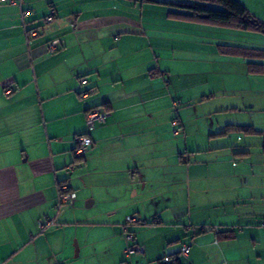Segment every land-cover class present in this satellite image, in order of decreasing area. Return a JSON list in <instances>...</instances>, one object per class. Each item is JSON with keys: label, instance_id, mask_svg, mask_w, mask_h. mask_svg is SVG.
<instances>
[{"label": "crops", "instance_id": "1", "mask_svg": "<svg viewBox=\"0 0 264 264\" xmlns=\"http://www.w3.org/2000/svg\"><path fill=\"white\" fill-rule=\"evenodd\" d=\"M181 1L0 0V264H110L126 253L124 230L143 248L130 264H158L182 243L190 244L182 264H264V71L249 73L246 59L217 47L236 43L198 45L232 32L173 17ZM239 1L264 21V0ZM29 29L37 35L27 38ZM252 35L246 47L261 48L264 35ZM193 36L194 47L172 43ZM174 50L200 61L201 76L204 65L226 72L227 94L243 78L245 107L259 105L261 116L223 119L210 133L173 118L172 106L204 98L206 83L172 85ZM238 105L226 100L216 112ZM95 107L106 117L89 129L85 115ZM229 124L252 125L262 134L245 137L260 140L237 147L234 131L213 135ZM84 133L92 143L78 158L74 138ZM61 184L76 193L74 207L104 203L105 255L93 249L97 240L72 232V212H57ZM48 218L55 225L39 231Z\"/></svg>", "mask_w": 264, "mask_h": 264}, {"label": "rangeland", "instance_id": "2", "mask_svg": "<svg viewBox=\"0 0 264 264\" xmlns=\"http://www.w3.org/2000/svg\"><path fill=\"white\" fill-rule=\"evenodd\" d=\"M213 26V25H210ZM211 29L215 28L216 30H227V32H232L228 33L229 39L231 40H205L204 42H197L198 45L204 46L205 49H208L211 47L209 44H215L220 41V43H236L237 45H242V46H252L254 45L253 42H249L251 40L250 35L255 34L253 32H247V31H241V30H234V29H224V28H218V26H213L210 27ZM250 36V37H249ZM253 36V35H252ZM206 38V37H205ZM264 38V37H262ZM195 37H188L187 40L185 41H177V42H172L173 45H187L193 47L196 45V42L193 41ZM203 39V38H202ZM201 39V40H202ZM264 39L262 41H259L257 43L261 48H264ZM213 44V45H214ZM177 49V48H175ZM175 53V58H173L170 62L172 65V72L170 73V81L172 82V85L174 86H180V85H187L188 89H190V85L195 84V81H199L201 77L204 76V79L206 83L204 86L198 88V91H201L205 96L204 98L200 99H195L193 98L192 100H187L186 102L184 101H178L175 103L174 106H172V109L170 112L173 115V118H177L179 115L180 117L186 118L185 120L186 125L188 127H193L194 129H203V130H208L209 133L211 131H214L216 123H220L224 121L223 119H226L230 121V119H237V121H241L242 123H246L247 121L252 120V118H259L262 113V111L259 110V105L256 107H245V100L248 99L246 95H250L248 92L244 91V88L240 89L242 84L244 83L243 78L240 79V85L237 86V89L234 90V92H230L227 94V92L223 91V85L227 82L230 81L228 80V74L226 72L217 71L214 72H208L209 70H212V66H205V70H207V73L205 72L204 75L201 76L200 73H196L195 69L198 67L200 68V61L198 63L195 61V57H190L188 55H191V53H188L187 57L183 56V58H180V53L179 50H174ZM206 59V58H205ZM197 60V59H196ZM206 64V63H205ZM222 68H225V65L222 66ZM174 71H176L174 73ZM199 72V71H198ZM237 74V73H235ZM238 75V74H237ZM237 78H240V76H236ZM256 79V78H255ZM255 82V81H254ZM195 86V85H193ZM215 90L216 92L214 93V96H212V93L210 96L207 94L209 91ZM201 93V94H202ZM200 94V95H201ZM255 97V96H254ZM253 97V99H254ZM226 100L228 101H234V103H237L238 109L229 112V113H220L216 112L218 107L224 103ZM239 100L241 102L239 103ZM254 121V120H253ZM232 133V132H231ZM229 137L231 138V143L235 141V144L240 146L242 144V140L244 138L245 141H248L251 139L253 142H257L255 140H260L259 137H245V135H240L239 133L235 132L234 135L230 134ZM241 138V140H240ZM241 141V142H240ZM234 144V143H233ZM75 202V201H74ZM77 204H67L62 207L63 210H69L72 212V216L67 220L70 221V225L72 226V232L76 233L77 232V237L80 238L81 236H85L89 240H97L98 243L95 245L93 248L94 250L96 249V253L99 255H105L107 251H105V247L108 245L103 241V238H101V232L102 229L100 225H98L100 219H104V203L100 201V199L97 197V201L94 205L92 206H86V199H83L81 205L79 207H76ZM88 236V237H87ZM99 241V242H98ZM72 246L74 247V252H75V247L77 246L78 248V239L74 236L71 241ZM131 242H126L125 248L130 245ZM93 247V246H92ZM92 249V250H93ZM116 249V248H115ZM264 250V249H261ZM95 253V252H93ZM135 254V253H134ZM132 255V254H130ZM129 254L125 253L123 254L122 258L118 260L115 256V258L110 259V264H130V259H129ZM134 256V255H133ZM95 257L94 255L91 256ZM184 260V257H182ZM82 260V257L80 258ZM117 260V261H116Z\"/></svg>", "mask_w": 264, "mask_h": 264}, {"label": "trees", "instance_id": "3", "mask_svg": "<svg viewBox=\"0 0 264 264\" xmlns=\"http://www.w3.org/2000/svg\"><path fill=\"white\" fill-rule=\"evenodd\" d=\"M176 5L181 11L171 13L173 17L186 21H197L207 25L232 28L264 35V21L251 13L239 0H187L181 1ZM217 47L223 54L246 59V68L249 73L259 74L264 71V63L261 62V60H264V48L246 47L235 44H219ZM233 131L243 135L262 134V131L257 130L252 125L229 124L226 125L221 132L213 135L219 136ZM76 156L78 158L80 157L78 155ZM130 232L133 233L132 231ZM180 247L178 252L174 255L162 256L159 258L158 264H182L183 258L179 255ZM165 257H167L169 261L164 262L163 258Z\"/></svg>", "mask_w": 264, "mask_h": 264}, {"label": "built area", "instance_id": "4", "mask_svg": "<svg viewBox=\"0 0 264 264\" xmlns=\"http://www.w3.org/2000/svg\"><path fill=\"white\" fill-rule=\"evenodd\" d=\"M54 10L51 9V11L43 17L44 22H50L54 16ZM38 31L36 29H29L26 31L27 38H31L36 36ZM59 43L58 39L52 40L48 43V48L50 50L56 49L57 44ZM80 83L83 84L84 80L81 79ZM6 94L11 93L10 88H5L4 89ZM80 95L82 97L87 95V92H81ZM106 117V112L103 111L99 107L91 108L86 112L85 115V121H86V126L87 128L91 129L94 127L96 123L103 122ZM75 141V154L78 156L83 155L89 148L91 144V138L86 135H77L74 138ZM59 193L57 197V203L55 205L57 212L60 211V209L66 205V204H73L74 200L76 199V193L74 191L68 190V187L65 184H61L58 186ZM135 217H127V223H134L135 222ZM55 225V218H48V219H43V220H38L37 222V228L39 231H45L47 228L54 226ZM215 231L217 232V228H215ZM124 239L126 242H131L130 245H128L125 248V251L127 254H133L136 251H141L143 252V248L141 246H138L133 243V233H131L128 230H124ZM190 251V244L189 243H182L179 251V255L182 257H187ZM164 262L169 261L167 257L163 258Z\"/></svg>", "mask_w": 264, "mask_h": 264}, {"label": "water", "instance_id": "5", "mask_svg": "<svg viewBox=\"0 0 264 264\" xmlns=\"http://www.w3.org/2000/svg\"><path fill=\"white\" fill-rule=\"evenodd\" d=\"M77 251H78V248H77V246L75 247V254H77Z\"/></svg>", "mask_w": 264, "mask_h": 264}]
</instances>
